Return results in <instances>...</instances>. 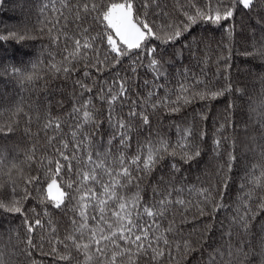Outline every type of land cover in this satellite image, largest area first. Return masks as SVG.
<instances>
[{
	"label": "trees",
	"instance_id": "obj_1",
	"mask_svg": "<svg viewBox=\"0 0 264 264\" xmlns=\"http://www.w3.org/2000/svg\"><path fill=\"white\" fill-rule=\"evenodd\" d=\"M119 1L124 0H72V4L73 7L83 3L108 5ZM131 2L138 18L146 19L160 37L148 41L149 47L163 50L164 75L159 80L155 79L148 66L146 53L137 60L139 50H131L130 55L120 57V63H115L116 54L111 52L107 43L110 30L106 28L102 11L74 21V14L70 15L63 7L65 0L0 2V36L9 37L0 41V127L10 126L13 129L12 132L0 133V201L19 200L23 209V214L0 211V250L9 264H63L58 261L56 253H63L64 249L57 241H63L69 235H75L79 243L89 245L86 255L81 254L80 264H112L113 253L123 252L128 247L119 239V224L112 216V212L119 208L118 203L112 200H108L105 208V220L113 225L111 229L106 223H100L98 209L93 212L89 208L92 215H97V221L89 219L88 228L77 230L80 218L73 211L76 200L90 188L95 189L97 198L107 199L101 196L103 189L100 184L91 180L85 183L82 179L84 172L92 173L93 165L87 161L89 152L93 153L94 161L119 172L121 151L125 156L124 166H127V161L138 152L143 160L146 149L142 150L141 146L149 140L155 147H160L159 141L164 140L169 145L168 153L175 150L177 154L174 158L165 154L150 173L133 170V176L139 174L142 177L136 182L139 183L140 195L144 202L151 204L154 187L163 190L171 185L183 189L178 194L180 198L191 201L186 206L170 207L163 218H157L159 226L152 227L150 237L163 235L169 241L167 246L161 241L165 252L163 257L152 261L149 256L133 255L129 260L125 252L116 256L115 264H133V261L135 264H208L210 253L226 249L227 238L222 239L219 222L224 221L226 230L229 223L226 217L230 218L234 210L243 205L242 198L248 193L251 194L253 207L264 200V177L259 185L252 182L264 171V155L253 141V137H258L260 132L252 127L264 111V83L261 79L264 77V60L245 55L246 51L252 50L253 33L257 43L261 33H264V11L259 6L249 11L237 5L234 17L222 22V26L200 22L186 34L187 41L182 38L175 44H163L166 33L171 31L165 27L167 24H179L185 19L183 11L194 13L193 5L204 8L209 0H158L159 9L150 7L147 17L144 16L143 0ZM212 2L215 3V0ZM260 6H264V0H260ZM156 11L160 12L159 16L154 15ZM84 29H87L86 34ZM21 33L23 39L19 38ZM55 37L59 40L54 42ZM75 39L82 42L88 39L93 47L82 49L76 59L69 57L66 60L65 56L74 51ZM53 65L61 71L57 72ZM133 66L135 73L131 70ZM64 67L70 71L65 73ZM13 69L18 71L13 74ZM121 77L126 80L129 90L125 97L115 102L117 113L126 117L132 107L131 101H136V110L148 115L150 128L144 126L139 118L134 119L130 147L124 150L118 140L109 147L107 141L112 130L105 122L94 146L85 144L73 155V144L79 143V136L75 140L72 136L74 121L69 115L74 103L90 101L88 108L99 120L105 121L109 109L106 92L109 88L114 89V94L118 92L119 83L114 81H119ZM81 84L86 88H81ZM182 86L187 92L182 91ZM229 87L231 91L227 90ZM155 89H158L155 95L149 97L148 93ZM211 91H222L223 95L215 99H200V94L207 96ZM185 98L188 103L184 102ZM153 104H158V107L153 108ZM174 108L178 110L173 111ZM46 117L51 118L53 123L59 121L61 127L45 130ZM188 129L192 131L190 141L199 146L200 156L184 163L179 145L185 143L184 132ZM92 130V124L80 128V132L85 134ZM53 136L56 139H52ZM217 140L220 141L218 148L215 145ZM64 142H67V148H64ZM96 151L101 153L99 160ZM60 152L70 157L71 172L67 169L68 161L63 160ZM229 153L237 157L231 172L228 171ZM56 160L64 166L59 175L55 174ZM172 162L178 164V173H173ZM95 174L98 179L108 182L109 177L103 168H96ZM37 176L40 178L38 182L27 183ZM225 177H228L229 187L224 194V203L228 207L216 213L213 219L212 205L220 200L221 183ZM53 178L59 181L63 190L71 191L76 200L69 203L66 197V207L53 208L46 199L47 185ZM161 178L165 181L164 185L157 184ZM69 183H73L72 190L66 187ZM200 189L207 190L209 200L204 206L203 216L199 215L197 207L203 200L199 195ZM136 192L137 187L133 183L127 185L121 194L128 200ZM25 217L30 222L37 218L42 222V227L35 228L31 234L33 247L30 256L22 252L27 248L25 240L29 235ZM73 218L78 221L77 225H73ZM152 219L141 213L139 223L145 226ZM98 224L106 236L117 231L116 244L122 246L116 247L111 240H101L100 246L104 248L105 255L99 259L97 245L90 239L89 231L90 228H97ZM170 225L172 230L169 232ZM261 225H264V212H259L252 221L249 239L255 249L264 239ZM206 228L211 231L206 233L199 246H195V242L201 239L200 233H204ZM238 231L233 230V245L244 238L242 233L237 235ZM99 238L97 228L96 239ZM184 240L194 244L187 254L183 249ZM177 245H180L179 250ZM245 251L251 258V251ZM217 261L218 264H227L228 257L221 260L217 256ZM232 264H244V257L237 256L235 248Z\"/></svg>",
	"mask_w": 264,
	"mask_h": 264
},
{
	"label": "snow or ice",
	"instance_id": "obj_2",
	"mask_svg": "<svg viewBox=\"0 0 264 264\" xmlns=\"http://www.w3.org/2000/svg\"><path fill=\"white\" fill-rule=\"evenodd\" d=\"M2 2V0H0ZM237 5H242L244 9L252 11L255 10L258 6L261 7V11H264V6H260V0H215V3L212 0H209V3L204 8H199L193 5L195 8L194 13H190L188 11H183L184 20L180 21L179 24L169 23L165 27L170 29L171 31L166 33V39L162 41L163 44L172 43L175 44L176 41L181 40L182 38L187 41L188 36L186 34L190 33L193 26L200 22L209 23L215 26H222V22L230 21L235 14ZM69 11L70 15H73L74 21H80L83 18H86L87 15H91L92 12L100 13L103 12V20L107 22L106 28L109 29V34L107 35V43L110 46L111 52L116 54L115 63H120L119 58L125 55H130L131 50H139L136 53L137 60L140 59L145 53L148 57V66L152 69L155 74V79L159 80L164 75V65L162 63L163 60V50H157L155 46L149 47L148 41L152 38L159 39L160 37L156 35L153 30V26L147 22L146 19H139L135 13L134 4L131 0H124V2H111L108 5L105 4H97V3H83L80 5H76L73 7L72 0H65L63 5ZM142 7L144 10V16H148V9L150 7L154 9H159L158 0H143ZM63 15V13H61ZM154 15L159 16L160 12H154ZM166 15V13H165ZM226 30H228L226 28ZM51 31V30H50ZM85 34L87 33V29H84ZM118 38L120 44H117V41L113 38V34ZM14 35V34H11ZM232 33L229 30V36L231 37ZM9 37L0 36V41H3ZM20 39H23V33L19 36ZM59 40V37L54 38V42ZM120 45H123L121 47ZM186 47L189 45H185ZM93 45L89 42L88 39H84L83 42L81 39H75L74 41V51L69 53L68 56H65V59H76L78 55L81 53L82 49L87 50L92 48ZM84 55H87V52H84ZM246 56L252 58H259L264 60V33L260 35V41L257 43L255 39V33H253V44L252 50L245 52ZM135 63V62H134ZM115 65H113L114 67ZM57 72L61 71L59 67L53 65ZM99 70V69H98ZM132 72H136V68L132 67ZM16 69H13V74L16 73ZM63 71L68 73L70 69L68 67H64ZM85 76L88 75L87 72L84 73ZM119 76V73H117ZM27 79H31L28 77ZM262 83H264V77L261 78ZM79 83V81L77 82ZM114 83H119V91L115 92L114 89L109 88L106 92V99L109 105V109L106 115L105 121H101L97 116L93 114V112L88 108V104L90 101H84L83 104L74 103L72 112L69 114L70 117L74 121V131L72 132V136L74 140L79 136V143L73 144V155L75 152L80 151L84 148L85 144L94 146L95 139L100 136V128L103 123H107L108 127L112 130L111 136L107 141L109 147L112 145L113 141L118 140L121 148L126 150L130 147V140L132 139L133 128L135 127L132 121L134 119L139 118L142 120L144 126H148L150 128V120L148 115L143 112H138L137 102L131 101L132 107L130 108L127 116L121 115L117 113L114 105L118 99L125 97L128 93V87H126V80L121 77L119 81H114ZM145 85H148V82L145 81ZM81 88H86L85 85L81 84ZM91 91V89H87ZM155 89L148 93L149 97L155 95ZM231 91V88L227 89ZM103 91V89H102ZM182 91L187 92L186 88H183ZM262 94H264V89H262ZM223 95L222 91H211L207 96L204 94H200V99H215L216 97ZM179 99V97H178ZM185 103H188V99L185 98ZM264 103V102H262ZM123 106V105H121ZM158 107V104H153V108ZM230 107H232L230 105ZM178 109L174 108L173 111H177ZM39 119V117H38ZM46 123L44 124L45 130L48 128L59 129L61 124L59 121L53 123L51 118L46 117ZM85 124H92L93 130L85 134L80 132V128ZM248 124H245V129H247ZM254 129H258L260 135L258 137H253V141L256 143V146L259 148L262 155H264V111L261 113V118L255 121L252 124ZM13 129L10 126L0 127V133L4 132H12ZM192 136L191 129L185 130L184 132V141L185 143H181L179 147L182 149L181 159L184 163H189L194 160L196 157L200 156L199 146L192 143L190 141V137ZM201 140L203 139V135H201ZM52 139H56L55 136ZM102 140V137H101ZM160 147H155L154 143L149 140L147 144L141 146V149H146V155L141 160V153L138 154L131 160L127 161V166L125 165V156L124 152L121 151L119 160L121 165V170L119 172H113V170L109 167H105V165L100 162L97 163L93 160V153L89 152L87 155V161L93 165L92 173L88 172L83 173V181L86 183L89 180L100 184L103 192L101 193L104 198H97V193L95 189L90 188L87 192L79 197L76 200V197L73 196L71 191H65L57 185L56 180L53 178L50 183L47 185L48 196L46 199L51 203L53 208H61V206H65V198L67 197L68 202L71 203L73 200H76V204L74 205L73 211L79 216L80 221L73 218V225L78 224L77 230L83 228H88V220L91 219L93 221H97V215H92L89 212V208H92L93 212L97 211L99 214L100 223H106L107 227L111 229L113 225L105 220V208L107 206L108 200H112L118 203V211H113L112 216L115 217L116 222L119 224L118 234L119 239L123 241L124 245L128 247L125 248L123 252L113 253L112 255V264H115L117 255H124L125 252L128 254L129 260L132 259L133 255L136 256H149L152 261H155L157 257H163L165 252L161 247V241L164 246H167L169 241L163 235L150 237L149 233L153 226L158 225L157 218H163L168 212L170 207L180 205L186 206L191 204V201H186L183 198L179 197V193L183 191V189H177L174 186H167L166 189H161L159 187L153 188L152 193V202L151 204L144 202L143 197L139 192V183H136L142 179V177L137 174L133 176V170L137 173H150L157 164H159L165 154H170L173 158L176 156L175 150L171 153H168L169 145L166 141H159ZM220 141H215V145L218 148ZM64 148L68 147L67 142H64ZM97 160L101 156L99 151L95 153ZM107 153H105V156ZM60 156L64 161H68L67 169L69 172L72 171V164L70 157L64 152H60ZM2 159V157H0ZM237 157L229 153L228 159V171L231 172L232 166L236 161ZM51 163V162H50ZM55 174L59 175L62 168L64 167L61 164L60 160H56L55 162ZM142 165V166H141ZM96 168H103L107 176L109 177L108 182H104L103 180L98 179L95 174ZM171 169L173 173H178L180 168L176 162L171 163ZM114 177H120V179H114ZM264 177V171L260 173V177H254L253 183L259 185L261 183V178ZM39 177L30 178L27 183H33L34 181L38 182ZM136 184L137 192L131 198L126 200L124 196L121 194L123 189L127 187L129 184ZM158 185H164L165 181L161 178L157 181ZM67 189H73V183L67 184ZM229 187L228 177H225L222 180L221 188H220V200L218 202L213 203V219H215V214L228 207L224 203V194L226 193ZM53 189L56 190L55 195H53ZM77 191L80 190L79 186H77ZM243 190V189H242ZM191 191V190H190ZM199 195L203 197V200L197 205L199 208V215L203 216L205 214V205L209 203L208 200V192L206 189H200ZM243 205L241 207H237L233 215L226 219L229 220L227 229L225 230L224 221H220V228L222 231V239L227 238V244L225 250H216L214 253L209 254L208 264H218L217 256L223 260L225 256L228 257L227 264H232V256H233V248H235V252L237 256L244 257V264H264V239L260 241V246L258 249L253 248L251 239H249L251 230H252V221L256 219V216L259 212H264V200H260L256 203V206L253 207L251 201V194H246L243 198ZM86 201L94 202L89 203ZM0 211L9 214H23V209L20 205L19 200H11L8 202L0 201ZM141 213L146 214L148 217L153 218L151 223L145 226H141L139 221L141 218ZM46 214V212H45ZM25 224L27 225L28 237L25 240L27 248L22 250V252L28 256L31 255L30 249L33 247L31 234L34 229L37 227H42L41 219L37 218L34 221H28L27 217H25ZM97 228L100 231V238L96 239ZM97 228H90L91 232L90 239L93 243L97 245L96 252L99 254L97 259L105 255L104 248L101 245V240H111L112 243L116 247H122L119 244H116L115 237L117 236V231H113L110 235H104L103 228H100L99 224ZM234 229H238L237 235L240 233L243 234L244 238L236 241V244L233 245L232 241L234 239ZM171 225L167 229V231H171ZM211 229L206 228L204 233H200L201 239L195 242V246H199L203 240L206 238V233L210 232ZM261 231L264 232V225H261ZM82 234V233H81ZM58 244L63 246V253H56V249L53 248V252L56 253L58 261L63 262V264H80V257L83 253L86 255V249L89 248V245L81 244L78 242V238L75 235L67 236L63 241H57ZM133 247L135 248V252H133ZM194 247L193 242L189 240L183 241V249L184 253L187 254ZM180 245H177V250H179ZM248 249L251 251V258H249V252L245 251ZM16 253H13L15 255ZM171 255V253H169ZM0 264H9L6 262L4 253L0 250ZM86 264V262H85ZM133 264L135 262L133 261Z\"/></svg>",
	"mask_w": 264,
	"mask_h": 264
},
{
	"label": "rangeland",
	"instance_id": "obj_3",
	"mask_svg": "<svg viewBox=\"0 0 264 264\" xmlns=\"http://www.w3.org/2000/svg\"><path fill=\"white\" fill-rule=\"evenodd\" d=\"M119 2H124V1H119ZM116 40V39H115ZM117 41V40H116ZM118 43V42H117ZM56 180V182H57V185L58 186H60V188L62 189V187H61V185H60V183H59V181L57 180V179H55ZM63 190V189H62ZM55 193H56V190L55 189H53V195H55Z\"/></svg>",
	"mask_w": 264,
	"mask_h": 264
}]
</instances>
